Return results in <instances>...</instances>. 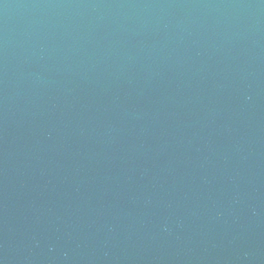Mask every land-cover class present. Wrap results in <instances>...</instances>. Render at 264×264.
<instances>
[{
  "label": "water",
  "instance_id": "1",
  "mask_svg": "<svg viewBox=\"0 0 264 264\" xmlns=\"http://www.w3.org/2000/svg\"><path fill=\"white\" fill-rule=\"evenodd\" d=\"M0 264H264V0H0Z\"/></svg>",
  "mask_w": 264,
  "mask_h": 264
}]
</instances>
